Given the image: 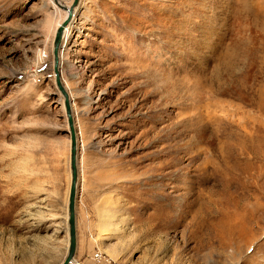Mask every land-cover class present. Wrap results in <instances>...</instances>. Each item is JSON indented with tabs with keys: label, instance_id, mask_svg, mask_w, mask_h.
I'll return each mask as SVG.
<instances>
[{
	"label": "rangeland",
	"instance_id": "rangeland-1",
	"mask_svg": "<svg viewBox=\"0 0 264 264\" xmlns=\"http://www.w3.org/2000/svg\"><path fill=\"white\" fill-rule=\"evenodd\" d=\"M52 1L0 0V264L68 248L50 21L72 0ZM81 2L60 49L71 264H264V0Z\"/></svg>",
	"mask_w": 264,
	"mask_h": 264
},
{
	"label": "water",
	"instance_id": "water-1",
	"mask_svg": "<svg viewBox=\"0 0 264 264\" xmlns=\"http://www.w3.org/2000/svg\"><path fill=\"white\" fill-rule=\"evenodd\" d=\"M68 13H71L69 9ZM62 28H59L54 36L53 50H52V71L54 76V83L59 91L65 113V119L67 124V134L70 139L69 144V168H70V184L67 200V227H68V248L67 253L64 256L60 264H70L76 251V222H75V200L78 185V150L76 140V127L75 119L72 112L71 100L69 99L68 91L64 88L61 82V74L58 66V46L60 42V34Z\"/></svg>",
	"mask_w": 264,
	"mask_h": 264
},
{
	"label": "bare ground",
	"instance_id": "bare-ground-1",
	"mask_svg": "<svg viewBox=\"0 0 264 264\" xmlns=\"http://www.w3.org/2000/svg\"><path fill=\"white\" fill-rule=\"evenodd\" d=\"M44 1H45V4H46V1H52V0H44ZM54 1H55L54 3H56L57 6L60 7L59 6L60 5L59 2H57V0H54ZM81 1L82 0H72V3L70 5H68V6H61L65 10V12L63 14L62 13H57V16L58 17L57 18L54 17L55 19L53 21H50L51 27H52V34L50 33L52 35L51 53H52V50H53V41H54L55 33H56V31L59 28H62L61 34H60V42H59V46H58V66H59V70H60V58H62V53H60V49H62L61 48V45H63V43L65 44L69 40V36L71 35L72 28H73V23H74V16H75L74 11L76 10V8L78 6L81 5V3H82ZM69 9L71 10V13H68ZM54 13L56 14V11H54ZM50 23H49V25H50ZM60 74H61V70H60ZM60 78H61L62 85L67 90V88L63 84V81H62V77L61 76H60ZM69 94L70 93L68 91V95ZM69 99L71 100L70 95H69ZM71 107L72 108L74 107V103H72V102H71ZM65 123H66V121H65ZM66 126H67V124H66ZM75 127H76V123H75ZM66 129H67V127H66ZM68 139H69V137H68ZM76 140L78 142V139H77V131H76ZM69 144H70V139H69ZM78 177H79V160H78ZM66 229L68 230V227H66ZM73 260H74V258L72 259V261Z\"/></svg>",
	"mask_w": 264,
	"mask_h": 264
},
{
	"label": "built area",
	"instance_id": "built-area-1",
	"mask_svg": "<svg viewBox=\"0 0 264 264\" xmlns=\"http://www.w3.org/2000/svg\"><path fill=\"white\" fill-rule=\"evenodd\" d=\"M103 256H101V254L99 252H94L92 254V259L96 262H100ZM102 260L109 262L106 258H103Z\"/></svg>",
	"mask_w": 264,
	"mask_h": 264
}]
</instances>
